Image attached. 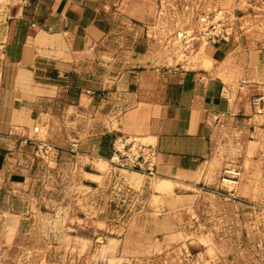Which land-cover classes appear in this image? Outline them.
I'll return each instance as SVG.
<instances>
[{
    "label": "rangeland",
    "instance_id": "374dc122",
    "mask_svg": "<svg viewBox=\"0 0 264 264\" xmlns=\"http://www.w3.org/2000/svg\"><path fill=\"white\" fill-rule=\"evenodd\" d=\"M159 1L155 25L137 39L147 40L160 68L186 63L202 44L192 42L191 51L184 43L198 16L216 21L218 10L240 43L264 52V0ZM20 5L0 0V121L10 95L4 50L30 20L29 8L21 14ZM123 22L109 49L128 38ZM254 96L264 98V90ZM75 98L73 91L39 102L36 124L24 134L0 126V264H264V140L262 150L248 146L254 140L248 124L219 123L195 204L177 220L182 236L164 242L141 219V199L127 171L109 164L97 186L88 185L79 144L85 132L108 128L99 117L69 109ZM115 240L123 242L118 249Z\"/></svg>",
    "mask_w": 264,
    "mask_h": 264
},
{
    "label": "crops",
    "instance_id": "0c3cea01",
    "mask_svg": "<svg viewBox=\"0 0 264 264\" xmlns=\"http://www.w3.org/2000/svg\"><path fill=\"white\" fill-rule=\"evenodd\" d=\"M14 1L21 14L29 8L30 20L4 50L10 95L0 126L24 134L36 124L39 102L74 91L67 107L85 119L99 117L108 128L85 132L79 144L90 187L108 168L116 138H135L155 151V177L127 173L152 237L166 242L182 236L177 220L195 204L220 122L248 124L254 137L248 146L262 150L264 114L255 115L250 102L264 90L261 50L237 39L202 43L186 63L164 69L147 40L137 39L159 18V0ZM119 20L131 32L112 50L107 42ZM115 241L118 249L123 242Z\"/></svg>",
    "mask_w": 264,
    "mask_h": 264
},
{
    "label": "built area",
    "instance_id": "2783aa9c",
    "mask_svg": "<svg viewBox=\"0 0 264 264\" xmlns=\"http://www.w3.org/2000/svg\"><path fill=\"white\" fill-rule=\"evenodd\" d=\"M225 14L224 11L218 10L216 16L219 18L216 21L207 14L198 16V26L193 31V36L184 42L191 43L189 45L191 51L195 49V43L192 44V42L199 41L209 45H217L237 39L228 31L230 27H225L223 19ZM178 36H181V33H178ZM250 102L255 115L264 114V98L262 96H253ZM112 150L109 164L114 170L135 172L149 178L156 176L153 163L155 151L152 148L138 144L135 138L120 136L113 141Z\"/></svg>",
    "mask_w": 264,
    "mask_h": 264
}]
</instances>
